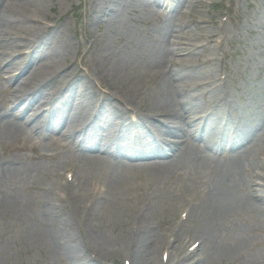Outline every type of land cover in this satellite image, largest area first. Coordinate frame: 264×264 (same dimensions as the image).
Wrapping results in <instances>:
<instances>
[{"label": "rangeland", "instance_id": "374dc122", "mask_svg": "<svg viewBox=\"0 0 264 264\" xmlns=\"http://www.w3.org/2000/svg\"><path fill=\"white\" fill-rule=\"evenodd\" d=\"M113 1L107 4L105 0H41L46 6L49 20H54V23H45V25L50 27L58 25L59 36L57 35L58 39L53 45H50L52 41H49L50 38L47 37L45 53L47 50L51 53L39 56L36 61L37 67L40 64H46V70L53 75L57 69L50 66L59 64L58 68L62 67L67 73L82 67L87 69L90 76H93L94 63H91L95 59L100 60V54L104 58H101L99 64L103 63L104 66L111 63L114 55L119 59L128 58L140 62L145 51L153 45L151 43L157 42L156 47H160L163 31L169 26L172 28L176 26L175 29H178L179 33L178 40L188 41L196 46L195 54L190 58L197 65L189 73L187 83L199 86L198 94L202 97L198 102V115L203 116V111H206L210 105H215L217 101L220 102L224 96H227L228 102L231 103L228 116L231 120H237V124L239 121L243 123V116H246L245 119L252 117L258 109V113L261 114L262 129L255 132L249 144H242L240 152L246 153L245 147H249L248 158L259 162V158L264 156V68L262 67L264 65V0H184L180 11L173 9L169 13L160 11L158 8L154 16L143 14L136 7L130 8L131 4H126L123 10L121 9L123 15L117 16L113 12L106 11V8L113 6ZM27 4L31 5V2ZM101 8L108 15L96 22L97 20L92 18L93 11L96 10L98 13ZM141 18L152 21L153 24H146ZM80 21L83 24L79 26ZM199 22L208 23V34L216 33L219 36L221 50H218L216 56L209 49L201 48L207 32L203 31ZM166 25L168 27H165ZM107 39L114 44L109 50L104 49L103 46V42L109 43ZM90 42L92 44H89ZM88 44L91 45L89 54L84 55L82 48L83 46L87 48ZM165 46L167 44L162 48L165 49ZM30 52L31 50L27 49L24 51L25 54ZM207 59L208 62H206ZM4 67V70H0L3 77L7 74L5 71L9 69L8 66ZM217 76L222 77L223 81L220 85L213 86L211 82H217ZM102 84L104 89H107V85L104 82ZM8 86V83L0 82L1 114L9 108L1 105L5 100V90ZM186 86L189 87V85ZM48 88L50 92L61 94V98L54 104L55 108L60 109L59 113L62 114L68 110L70 104L67 98L75 93L76 87L66 89L64 81L55 80V83ZM113 90L110 89L111 92ZM181 94L182 91H178L179 97L176 99L180 98ZM41 95L38 99L44 101L43 93ZM186 96H189L187 101L196 103L189 90ZM109 104L108 115L112 108L123 110L116 100L110 101ZM71 110L64 115L73 116L72 113L76 111L74 106ZM94 111L95 113L91 114L84 112L82 119L77 112L75 114L79 115V120L84 123L95 124L94 132L98 138L110 140L109 127L113 126L111 120H108L104 111L103 115L98 113L97 107ZM7 118L0 115V264H78L80 260H77V254L72 252L77 246L79 253L86 260L100 258L105 260L106 264L129 262L157 264L156 261L163 264V262H169L168 242L174 237L178 241L175 246L176 254L181 253L178 245L182 246V250L186 246V250L192 252L195 245L202 243L201 237L204 241L205 238H209L211 247L208 248V245L206 247V254L209 256L207 264H264V201L255 210L243 213L234 220L226 219L224 222L213 224L207 219H202L197 211L193 212L192 218L187 219L189 214H186L185 209L182 210V203L178 202L179 198L185 194L189 203L193 205L194 198L202 196L211 186L212 181L206 177L191 176L193 167L174 170L173 162L169 175L164 179L155 183H147L140 179L134 182L135 191L130 194V200L122 202L123 206L142 205L147 208L144 212L147 219L145 227L154 237L155 244L152 248L147 246L136 252V249L133 250V242H129L128 238L132 233L131 220L125 222V218H114L110 215L105 216L107 217L105 220H101L96 214H87L81 210L74 211L71 191L68 187H64L68 181L74 182L72 185L77 189L76 192L85 196L106 188L107 180L111 177L82 170L76 163L72 167L71 161L74 156L68 154L69 148L55 147L45 150L50 148V145H45L43 142L42 146L45 147L39 150H18L21 139L16 142L15 133L11 130L10 120ZM157 120L162 123L160 119ZM177 127L185 131L200 129V126L185 127L182 123L177 124ZM115 128L117 129V126ZM159 137L167 141L172 140L159 131H154L151 139L157 142ZM136 138L137 136L129 137L128 140ZM117 139L118 144L115 145H125L123 137L120 136ZM54 141L56 140L51 137L48 144ZM169 148L166 150L172 154ZM41 154L51 155V157H44ZM220 159L222 162H228L234 157L224 153ZM235 159L237 166L241 167L243 159L239 156H235ZM9 160L17 162L18 166H5L4 163ZM11 168L14 170L11 171ZM110 168L112 166H109ZM249 172L248 170L245 175L248 176ZM50 190H52L51 193L55 191L54 193L65 196L67 201H64L63 205L69 206V209L60 207L65 213L57 215L58 221L53 229L59 230L62 222L65 221V226H61L62 230H59V233L43 226L42 205L45 200L43 198ZM258 192L263 193L259 189ZM12 199L23 202V207L4 212V208L9 206ZM41 200L42 203L39 204ZM61 232L70 236L69 241L57 235ZM104 235L110 236L113 242L114 248L109 249L114 251L112 256L107 254L108 250L105 251L106 247L103 245L102 238ZM125 238L126 247L119 249ZM220 244L226 245L225 252L216 251ZM224 253L227 256L223 255Z\"/></svg>", "mask_w": 264, "mask_h": 264}, {"label": "bare ground", "instance_id": "6f19581e", "mask_svg": "<svg viewBox=\"0 0 264 264\" xmlns=\"http://www.w3.org/2000/svg\"><path fill=\"white\" fill-rule=\"evenodd\" d=\"M29 1L31 2V5L27 4ZM106 1L108 4L112 0H105V2ZM115 1L120 3V5H123V7L126 4H131L130 8L136 7L138 10L142 11L143 14H151V16L156 14L157 11L154 7V0H114V2ZM172 1V9L174 8L178 11L183 5L182 2L184 0ZM121 9L122 7L120 10ZM104 11L103 8H101L98 13L95 10V12H93L96 16L95 19L99 20L104 17L106 15L104 14ZM53 21L54 20H49L48 14H46V6L42 4L41 0L1 1L0 69L8 65L10 66V71H8L4 81L0 74V82L10 83L8 88L12 90L13 93H16L15 97H10L11 99L8 101L9 104H22V109L28 108L29 104L35 101L36 95L38 97L41 91L43 93L45 92L43 90L48 86V80L52 78L51 76L58 75V73L61 72V68H58L59 64L54 67L50 66L51 68L58 70H56L53 75L52 72L46 70V64H40L37 67L38 63L36 62L40 55L51 53L50 50H47V53H45L46 49L44 46H46L48 41L47 37L50 38L49 41H52V43L50 42V45H53L56 39H58L59 28H51L48 27V25H45V23H54ZM199 23L203 31L206 32L208 24L204 22ZM49 33H51L50 36H48ZM178 36V29L168 27L164 30L161 38L162 44H168L172 49L164 54L163 51L155 49L154 47L149 53L150 56L147 58L148 61L136 62L128 58L119 59L118 56L114 55L111 63L106 66L99 68L94 64V68L102 71V75L106 76L107 81L109 82V89H114L107 94H101L103 89L98 88L94 84L90 85V83L84 82L85 71L82 69L77 70L76 74L74 72L67 73V78L75 74L78 78L81 77L83 81L81 85H78V91L75 92L68 101L69 103L71 102L70 107L73 105L74 111H76L69 120L68 126H64V130H61L59 134H62L68 141H71L74 138H79L81 135L83 139L79 141V144L74 143L76 147H79L80 143H83L86 139L94 142L93 145H86V148L84 147L83 156L73 157L77 156L76 149L74 145H72L73 142L68 143V141L64 140L62 137L63 139H61V143L63 147H68L71 144L70 148L72 151H69L68 153L73 157L71 166L73 167L74 163L78 161L79 164H76L79 165L82 170L94 173L98 171L103 172V170L112 163L116 164L117 167L116 169L111 170V179L107 180V187L99 192H92L89 195L84 196L80 192H76L77 189L70 183H66L64 187H68L71 191V197L74 199V203H72L74 211L81 210L85 213L87 212V214H96L101 220H105L108 215L114 216V218H125V222L131 220L130 226L132 227V233L129 237L127 235L126 238H129V242H133V250L136 249V252L145 249L147 246L152 248L155 244L154 237L147 232L145 227L147 219L146 216H144V212L147 208L142 205L137 207L133 205L123 206L122 202L124 200L129 201L130 194L135 191L134 182L136 178L134 173H139L141 176H145L144 178L147 182H157L160 179H164L169 173V166L167 165L169 159L164 161L163 157H165V154L162 152H159L157 156L153 155L155 152L150 154V159L162 158L163 161L156 163H138L143 162L138 160H144L147 158L146 156L142 157L140 153L126 154L122 155L125 159H118L117 157L116 159L112 151H122V148H124L123 145H118L115 148L113 147L115 144H118L117 138L120 136L123 137L126 144L131 143L133 145V147H131L125 144L127 150H136L137 145L139 144L143 148H146L147 145L150 144L149 140L153 136V132L159 131L164 136L173 139V141L170 142L172 144V147L170 146L171 149H173L174 146L177 147V150L176 147H174V170H181V168L184 167L188 169L193 167L191 176L206 177L212 181L211 186L208 187L202 196L194 198L193 205L192 203H189L185 194H182L179 198L178 202L182 203V210L185 209L189 214L187 219L190 217L192 218L194 215L193 212L197 211L202 219H207L213 224L224 222L226 219L234 220V218H237L243 213L255 210L256 207L264 201V195L259 194L255 189V187L260 186L264 193V184H255L256 180H260V182L264 181L261 173L258 171L259 168L264 170V160L261 162L248 160L244 164V167L251 171V177L249 179L245 178L243 173L236 169L235 160L231 159L229 163H220L221 153H219V147L223 145L224 141L219 135L221 132L218 134L214 132L217 127H215V125L213 127L212 125H208V122L211 120L214 122L221 121L226 118L223 114L228 106L226 99L224 98L216 105H210L208 110L203 112V117L199 118L197 117V104L193 105L191 102L187 101V98L189 97L186 96L188 90L193 92L192 96L196 102H198L199 97H201V95L197 93L199 86L196 88L195 84L189 83L190 88H186L185 85H183V83L187 84L183 78L187 76L188 71L195 65V62L189 57L195 46L188 41L178 40ZM203 41L205 42L203 45L204 49H209V51L216 56V52L220 48V42L218 41L216 33H213L212 35L207 34V38L203 39ZM103 46L108 47V44L104 43ZM25 48L34 50L32 53L33 57L31 54L24 55L21 52V49ZM109 49L110 48H108V50ZM168 55H171V59H169ZM206 62H208V59ZM220 82L221 79L217 81L218 84H220ZM178 91H182V94L180 98L176 99L179 97ZM56 95L57 94L45 92L44 103H55ZM175 95L177 96L175 97ZM113 100H116L118 105L124 108L123 113L120 108H118V110H115V108L113 110L112 108V110L110 109L111 112L109 115L107 114V109L110 105L109 102ZM96 105L98 113L103 115L102 112L104 111L108 120H111L113 126L109 127V131L111 132H109L111 134L110 140H101L94 135L90 136L92 137L90 139L88 134L83 136V131H85L87 127L86 124L82 125V120H79L80 116L82 119V115L85 114L84 112H86V114L95 113L94 110ZM81 106L83 107L81 108ZM42 107L44 106H32L30 111L36 108L39 112ZM139 109H141L140 112ZM45 112L46 111L43 110V113ZM76 112L80 116L76 115ZM41 114L42 113H39L38 116L33 115L32 117H37L34 119L37 121ZM205 116L208 118L206 122L204 121V118H206ZM18 119L20 118L15 117L10 123L15 135L18 136L20 134H25V132H38L40 127L33 130L27 129L31 126V123H33L34 120L31 123H28V125H25V128L21 122H17ZM157 119H160L162 123ZM202 121L206 124H204L205 129L202 131H197V129L195 131H184L177 127V124L182 123L185 127L197 128ZM116 122H118V124H116ZM119 122H121V125ZM131 122H136L135 127L137 126L138 128L128 129ZM225 122L227 124L230 123L227 118ZM40 123L41 126L47 125L46 120H42L36 124L38 125ZM128 123L129 125L127 127L126 124ZM116 126L117 129L115 128ZM107 128L108 125L106 129ZM118 132H121V134H118ZM136 136L138 141H140L137 145L133 140H128L129 137ZM57 137H59V135H57L56 138ZM114 137H116L115 140ZM201 138L204 140H201ZM161 143H165V141L160 140L158 144L160 145ZM52 145L53 147L57 146L56 144ZM161 145V148L163 149L164 145ZM231 156H233V154L229 153V157ZM186 157H190L191 163L187 162ZM193 157L196 160H194ZM4 165H12L16 167L18 166V163L9 160L8 162H5ZM20 166L21 164L19 167ZM13 170L14 168H11V171ZM252 181L253 183L251 184ZM51 191L52 190H50L48 195L43 198L45 200L42 199L44 210L42 218L44 221L43 226L47 227V229L50 228L53 232L58 231L59 233L62 230L61 226H65V221H63L59 227L60 231L53 229L55 223L58 221L57 215L58 213H65L62 208L66 207L69 209V206L63 205V202L67 201L65 196H62V194L59 193L56 194L54 193L55 191L51 193ZM42 200L39 204L42 203ZM83 201H85V203H83ZM59 203L62 205H58ZM8 205L9 206L4 208V212L11 210L14 211L17 208L21 209L24 203L12 199L11 203ZM57 235L66 241H69V235H65L62 232ZM102 238L103 245L106 247L105 251L108 250L109 252L107 254L112 256L114 251L109 249L114 248V246L110 236L107 237L104 235ZM126 238L119 249L126 247ZM174 238L168 242L170 247V250L168 251L170 263L165 262L164 264H175V261L176 264L208 263L209 256L206 254V247L207 245L208 248L209 246L211 247V241L209 238H205L204 241V238L201 237L202 243L199 245V249L193 254L187 252L186 246H184L182 250V246L179 245L178 250H180L181 253L176 254L177 248L175 246L178 244V241ZM226 250L227 247L224 244H220L216 249L217 252H225ZM72 252L77 254V260H83L82 262L78 261V264H106V261L101 260L100 258H88V260H86V258L79 253L78 246L73 248ZM136 252L133 256H135ZM223 255L226 254L224 253ZM156 262L157 264H162L160 261Z\"/></svg>", "mask_w": 264, "mask_h": 264}]
</instances>
